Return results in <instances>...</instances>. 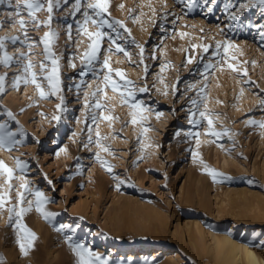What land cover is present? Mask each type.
I'll list each match as a JSON object with an SVG mask.
<instances>
[{"label": "rangeland", "instance_id": "1", "mask_svg": "<svg viewBox=\"0 0 264 264\" xmlns=\"http://www.w3.org/2000/svg\"><path fill=\"white\" fill-rule=\"evenodd\" d=\"M41 2L45 10L35 13L37 27L24 0L19 16L17 0H0V37L19 38L5 41L14 60L8 68L0 65V75L6 74L0 124L5 134H14V142L0 148V161L13 170L11 180L0 172L6 201L0 208V255L8 254L3 264H75L68 237L106 264H212L190 244L187 232L195 224L206 245L211 233L229 234L263 252L264 128L248 121L264 122V5L237 12L248 0H110L105 18L124 27L102 29L108 35L98 58L85 67L91 41L77 31L83 8L72 15L75 0H60L46 26L47 0ZM233 13L237 20L229 18ZM86 28L97 30L90 22ZM50 31L56 33L49 51L58 58L61 89L55 95L43 79L52 67L42 42ZM117 44L127 56L116 51ZM29 62L46 98L23 71ZM18 75L22 79L13 87ZM105 75L117 92L106 87ZM98 89L104 91L92 95ZM128 91L143 111L129 107L132 99L122 103L120 93ZM190 115L199 123H190ZM17 160L26 164L23 171ZM205 167L222 177L214 182ZM22 184L43 192L50 201L45 210L58 214L47 222L33 205L23 216L36 236L26 256L11 226L16 218L10 221L7 212L24 193ZM24 195L19 206L35 201ZM159 247L161 253L154 254Z\"/></svg>", "mask_w": 264, "mask_h": 264}, {"label": "snow or ice", "instance_id": "2", "mask_svg": "<svg viewBox=\"0 0 264 264\" xmlns=\"http://www.w3.org/2000/svg\"><path fill=\"white\" fill-rule=\"evenodd\" d=\"M64 2L67 3L68 0H64ZM257 4L264 5V0H248L247 3L240 4L239 8L236 11L237 12H243L244 10L254 8ZM23 7L27 9V14L31 18V22L36 24L37 27H39L40 22H38L35 19V13L42 11V10H45L44 3H42L41 0H24ZM59 7H60V0H47L46 11L48 13V19L44 22L46 26L50 25V23H51L52 13H53L54 9L59 8ZM109 7H110V0H88V2L86 4H82V0H75V2H74L73 11L71 14L75 15L77 12H80L81 9L83 8V17H84L82 24L79 21L77 22V24H78L77 31L86 34L88 36L89 40L91 41V43L89 44V50L85 51L83 58H82V63L84 64L85 67H87V65L92 64L93 61H95L98 58V53H100V51H101V47H100L101 42L103 41L105 36L108 35L106 32L102 31V29H104L105 27L113 28L114 24L119 25L120 27H124L123 22H121V21H115L113 23V22H110L108 19L105 18L106 16L110 15ZM120 7H123V5H121ZM89 10H91V12ZM20 12H21V4H20V0H17L16 13L15 14L17 16H19ZM229 18L234 21V20L238 19V16L235 13H233ZM89 22L97 29L94 33L87 31L86 25ZM18 23L20 24L21 29L23 30L24 25H25V21L23 19H21L18 21ZM70 29H71V25H69V36H70ZM125 31H128V30L125 29ZM181 35H184V34L182 33ZM55 37H56V33L50 31V32H45L44 37L42 38V42L44 43V46H45V48H44L45 55H46V57H51V65H52L50 74L47 76H44L43 79L47 80L48 87L52 90L51 91L52 95H55L57 92H59L61 90L60 89L59 72H58V68H59L58 58H56L54 56V54L50 53V51H49V44L51 43V41ZM25 38L27 39L26 31H25ZM7 39H11L12 43H16V41L19 38L16 36L0 37V65H2L5 68L10 67L12 61L14 60V57L8 55L7 51L5 50V41ZM112 43L115 44V40H112ZM217 46L219 47L220 45H217ZM230 46H231L230 43L225 44L224 45L225 51H227L228 47H230ZM30 47H31V45H29V48ZM204 50L207 51L208 50L207 47H205ZM116 51L117 52H124V55H126V56L128 55L127 51L124 50L123 48H121L118 44L116 45ZM142 52H143V49L141 48V53ZM19 55H20V57H25V53H23V52H21ZM142 60H143V57L141 56V62H142ZM190 62H191V60H189V63ZM103 66L105 68H108V60L107 59H105L103 61ZM32 67H33L32 63L29 62L23 66V71H24V73L31 76L30 82L36 86L37 90L40 92V97L46 98L45 93L40 90L41 86L37 82L36 75L34 73H31V71H30ZM229 67H232V66L229 65ZM44 70H45L44 64L41 63V71L43 72ZM145 71H147L146 68H145ZM117 74L120 75L121 78H123L122 73L117 72ZM21 79H22L21 76H19V75L16 76L13 80V87H18ZM5 80H6V74L0 75V92L4 91ZM104 80L106 82V87H111L113 92L118 91V85L116 83L111 82L109 75H105ZM23 82L25 84L29 83L27 76H25L23 78ZM125 83L131 84L130 81H125ZM76 87L79 88L80 85H76ZM103 91H104V89H98L97 92L92 93V95H97L99 92H103ZM139 91L144 92V91H147V89L141 88V89H139ZM120 95H121L122 103H128V100L132 99L133 102L129 104V107L136 109L137 111H143L144 110L141 106V102L135 101L134 91H128L126 96L124 93H120ZM192 103L195 104L196 102L193 101ZM62 104H63V97H61V104L57 105L58 110L61 108ZM260 104H261V106H264V100H261ZM95 107L97 109L101 108L100 103L97 102L95 104ZM133 115H135V113H133ZM157 115L159 116V114H157ZM199 115L201 117H205L204 112H200ZM8 116L11 117L12 114L8 113ZM103 118L108 119V117H103ZM54 119L59 120L60 117H54ZM93 122H95V117H93ZM133 122L135 123V119L133 120ZM189 122L193 123V124L199 123V121L193 119V116H191V115L189 117ZM212 123H213L212 120L209 119L208 124H209L210 129H211ZM248 124L249 125H258L260 128H264V122H257V121L250 120V121H248ZM4 129H5V125L0 124V148L8 146L14 142L11 140V137L14 134L13 133H6L5 134L3 132ZM89 131H91V130L89 129ZM209 134L213 135V136L222 135V133L214 132V131H210ZM223 134H227V132H225ZM6 136L8 137L7 140L5 138ZM89 143H91V137H89ZM9 150H10V147H9ZM105 151H107V149H105ZM195 155L196 154L193 153L194 157H195ZM97 158L99 159V157H97ZM105 163L106 162L101 161L102 166ZM16 164H17V169H19L21 171H23V169L26 168V164L22 163L19 160L16 161ZM107 171L111 172V166L107 167ZM205 171L207 172L208 175H210V177L213 179L214 182L217 181L218 177H222L221 173H218L215 170L209 169L207 167H205ZM0 172L7 174V177L9 180H11L13 178V170L7 168V166L2 161H0ZM224 178L226 179V177H224ZM49 183H51V181H49ZM120 183H123V181H119L117 184V187H119ZM21 188L24 189V193H30L31 195H33L35 197V201H28L27 207H21L19 205L23 204V202L25 200V195H24V193H18L17 194V203L15 205H13L12 207L7 208V212L9 214V220L10 221L13 219V215L16 218L11 226L15 230V233L17 236L16 243L19 246V250H20L22 255L26 256L28 254L29 249H31L33 247V242L36 240V236L31 230H29L22 223L23 216L26 213L32 211L33 205L35 206L36 212L39 213L42 216V218L47 222H51L52 218L58 214L48 212L45 210L44 205H46L50 201H49V198L46 197L44 195V193L41 192L39 189H32L27 184H22ZM9 191H11V185H9ZM5 203H6L5 197L2 194H0V208H3ZM64 227H70V226H68V225H62L61 226V228H64ZM55 230L60 231L61 229L57 228ZM66 243L68 244V247L71 250V252L76 257L75 264H106V261H104L98 254L93 252L89 247L85 246L83 243H78V242L74 243L72 241L71 237L67 238ZM260 246H264V241L261 242ZM3 261H4V257L2 255H0V264H3Z\"/></svg>", "mask_w": 264, "mask_h": 264}, {"label": "bare ground", "instance_id": "3", "mask_svg": "<svg viewBox=\"0 0 264 264\" xmlns=\"http://www.w3.org/2000/svg\"><path fill=\"white\" fill-rule=\"evenodd\" d=\"M187 234L189 235L191 246L195 249V254L199 258L208 254L207 257L209 259L212 258V264H264V251L261 252L253 246L235 240L229 234L219 236L215 233H211V241L207 245L204 243L203 234L198 230L196 224L194 231L191 227ZM4 238L7 239V236ZM7 248L8 247H6V249ZM159 248L160 249L154 250V254L157 255L161 253V247ZM8 253L9 256L12 255V249H9ZM5 255L8 256V254H4V257ZM11 259L12 258L9 260L11 261Z\"/></svg>", "mask_w": 264, "mask_h": 264}]
</instances>
